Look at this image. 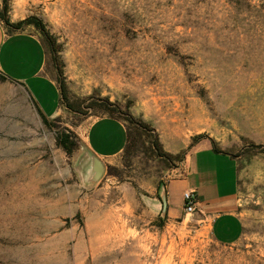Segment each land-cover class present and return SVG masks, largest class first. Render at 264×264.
I'll use <instances>...</instances> for the list:
<instances>
[{
    "label": "rangeland",
    "instance_id": "374dc122",
    "mask_svg": "<svg viewBox=\"0 0 264 264\" xmlns=\"http://www.w3.org/2000/svg\"><path fill=\"white\" fill-rule=\"evenodd\" d=\"M0 14L43 28L0 17L44 45L55 127L77 136L114 117L128 133L119 162L83 184L80 145L67 156L39 110L56 108L54 90L0 72V264H264V0H0ZM200 141L239 162L231 245L196 213H161Z\"/></svg>",
    "mask_w": 264,
    "mask_h": 264
},
{
    "label": "crops",
    "instance_id": "0c3cea01",
    "mask_svg": "<svg viewBox=\"0 0 264 264\" xmlns=\"http://www.w3.org/2000/svg\"><path fill=\"white\" fill-rule=\"evenodd\" d=\"M46 61V50L37 34L7 33L0 21V72L22 84L33 81L51 87L57 95L58 105L56 103L51 113L39 109L44 117L54 119L62 99L56 83L44 71ZM36 93L42 98L40 86ZM114 127L120 129L117 140L110 135ZM76 129L82 153L76 174L80 182L87 184L92 176V156L103 164L105 172L106 165L119 162L128 142V133L125 125L114 117L87 118ZM239 170L238 160L230 153L216 150L207 141L197 143L184 167L165 186L167 219L173 221L182 216V195L192 189L198 198L196 214L208 226L212 237L221 244L236 243L243 233Z\"/></svg>",
    "mask_w": 264,
    "mask_h": 264
},
{
    "label": "trees",
    "instance_id": "16d2710c",
    "mask_svg": "<svg viewBox=\"0 0 264 264\" xmlns=\"http://www.w3.org/2000/svg\"><path fill=\"white\" fill-rule=\"evenodd\" d=\"M0 17L4 20L5 25L8 26V27L17 28L18 29L21 24H24V23L25 24H32L37 29L41 30L42 33H43V28H42L41 24L39 23L38 20H36L34 18H29V19L24 20L23 22H18L15 25H11V24H9L6 21V19L3 17L2 14H0ZM15 82H17V81H15ZM43 118H44L45 124L49 128L53 129L54 132H55V142H56V145L59 148H61L66 153L67 156L71 157L78 150L79 145H80L77 136L73 132L69 131L68 129L60 130L57 127H55L56 124L54 123V119H51V121H50L49 119H47L44 116H43Z\"/></svg>",
    "mask_w": 264,
    "mask_h": 264
},
{
    "label": "water",
    "instance_id": "95a60500",
    "mask_svg": "<svg viewBox=\"0 0 264 264\" xmlns=\"http://www.w3.org/2000/svg\"><path fill=\"white\" fill-rule=\"evenodd\" d=\"M91 170H92V176L90 177L89 183L87 185H93L95 184L102 176L104 172V166L103 164L95 157L92 156L91 160ZM160 201H161V213L164 214L166 211V192L162 191L160 195Z\"/></svg>",
    "mask_w": 264,
    "mask_h": 264
},
{
    "label": "built area",
    "instance_id": "2783aa9c",
    "mask_svg": "<svg viewBox=\"0 0 264 264\" xmlns=\"http://www.w3.org/2000/svg\"><path fill=\"white\" fill-rule=\"evenodd\" d=\"M183 211L186 216L197 212V196L194 190H186L183 195Z\"/></svg>",
    "mask_w": 264,
    "mask_h": 264
}]
</instances>
